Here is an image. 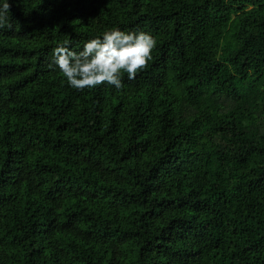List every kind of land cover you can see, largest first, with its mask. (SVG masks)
<instances>
[{
    "label": "trees",
    "instance_id": "obj_1",
    "mask_svg": "<svg viewBox=\"0 0 264 264\" xmlns=\"http://www.w3.org/2000/svg\"><path fill=\"white\" fill-rule=\"evenodd\" d=\"M8 2L0 264H264V0ZM115 28L156 40L122 90L48 67Z\"/></svg>",
    "mask_w": 264,
    "mask_h": 264
},
{
    "label": "clouds",
    "instance_id": "obj_2",
    "mask_svg": "<svg viewBox=\"0 0 264 264\" xmlns=\"http://www.w3.org/2000/svg\"><path fill=\"white\" fill-rule=\"evenodd\" d=\"M11 5L8 0L0 6V28L7 26ZM69 41L57 45L52 52L49 68H58L72 88L82 91L107 83L117 91L124 88L121 70L128 80H134L139 71L148 67L155 38L143 31L123 32L118 28L105 31L102 38L90 39L79 52L71 50Z\"/></svg>",
    "mask_w": 264,
    "mask_h": 264
}]
</instances>
